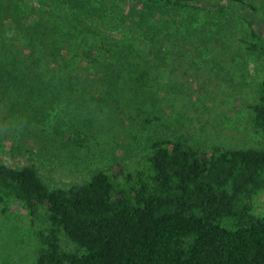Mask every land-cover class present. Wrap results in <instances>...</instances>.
Instances as JSON below:
<instances>
[{"label":"trees","instance_id":"obj_1","mask_svg":"<svg viewBox=\"0 0 264 264\" xmlns=\"http://www.w3.org/2000/svg\"><path fill=\"white\" fill-rule=\"evenodd\" d=\"M139 1L145 12L161 18L141 22L133 12L129 17L122 0H110L104 8L94 6L98 0H60L64 13L58 22L49 20L44 8L26 24L11 16L6 36L1 33L7 28L0 27L1 116L8 110L12 119L19 115L24 120L38 112L42 122L51 111L40 108L41 100L59 96L65 88L60 80L74 81L80 74H102L105 92L123 91L130 83L138 91L147 82L148 73L136 76L144 46L161 54L170 45L168 56L182 45H194L196 56L212 25L216 33L224 32L215 42L233 64L253 60L261 65L249 108L264 136L260 9L247 0ZM211 4L226 7L212 15ZM237 29L244 33L241 38H235ZM54 60L64 67L57 71ZM70 70L77 72L75 78ZM132 75L141 80L129 81ZM263 191L264 145L206 150L183 138H157L133 169L113 164L66 188L50 187L32 165L0 162V203L5 210L19 203L42 225L33 264H264V215H256L252 205ZM63 239L74 248H65Z\"/></svg>","mask_w":264,"mask_h":264},{"label":"rangeland","instance_id":"obj_2","mask_svg":"<svg viewBox=\"0 0 264 264\" xmlns=\"http://www.w3.org/2000/svg\"><path fill=\"white\" fill-rule=\"evenodd\" d=\"M59 1L4 0L0 3V27L7 29L0 33L7 35L12 27L11 16H19L26 24L33 16H39L42 8L49 12V20L61 21L59 16H63L64 9ZM247 2L264 14V0ZM110 5V0H98L94 6ZM121 5L125 8L123 14H137L135 18H142L141 22L152 16L139 0H122ZM223 6L226 7H208L215 15ZM152 17L161 18L157 14ZM216 29L209 27L196 56L194 45H182L178 53L168 56L165 50H170V45H164L161 54L144 46L143 56L137 60L141 69L136 76L148 73L147 82L138 91L130 83L123 91L105 92L107 83L102 74L79 73L77 80H60L65 88L59 96L41 100L40 108L51 111L42 117V122L38 112L34 116L29 113L24 120L19 115L12 119L8 110L7 116L0 114V162L11 167L32 165L50 187L66 188L88 181L94 171L113 164L133 169L157 138H183L206 150L214 145L233 149L263 146L264 136L255 128L249 108L255 102L261 65L253 60L233 64L227 51L215 42L224 35L216 33ZM239 29L234 31L235 38L244 34ZM111 36L122 38L115 33ZM237 41L234 39V45L238 47ZM242 56L247 59L244 53ZM55 62L57 71L64 67L61 60ZM67 72L72 78L77 76L76 71ZM140 80L133 75L129 78L137 83ZM25 100L30 108L32 104ZM252 205L256 215H264V191ZM41 226L19 203L7 210L0 203V264H33L40 248L36 232ZM65 248L74 247L65 243Z\"/></svg>","mask_w":264,"mask_h":264}]
</instances>
